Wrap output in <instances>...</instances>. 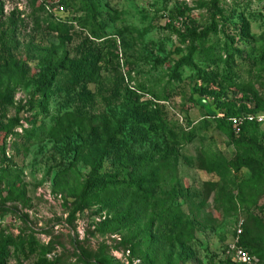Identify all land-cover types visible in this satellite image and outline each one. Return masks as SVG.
I'll return each instance as SVG.
<instances>
[{"label":"rangeland","instance_id":"374dc122","mask_svg":"<svg viewBox=\"0 0 264 264\" xmlns=\"http://www.w3.org/2000/svg\"><path fill=\"white\" fill-rule=\"evenodd\" d=\"M59 2L0 0L1 264H225L240 222L264 264V124L248 143L227 129L264 114V0H67L62 23L43 9ZM225 23L247 24L236 59L221 52ZM186 24L218 25L203 42L216 63L172 82ZM126 148L157 168L145 210L85 191L96 153L105 176L130 180ZM30 239L26 260L14 250Z\"/></svg>","mask_w":264,"mask_h":264},{"label":"trees","instance_id":"16d2710c","mask_svg":"<svg viewBox=\"0 0 264 264\" xmlns=\"http://www.w3.org/2000/svg\"><path fill=\"white\" fill-rule=\"evenodd\" d=\"M67 0L62 2H59L56 5H46L45 8H43L47 13V18H50L51 21L62 23L61 14L55 15L54 13L50 12V9H53L56 6H63L65 11H67L66 8V2ZM42 7V5H41ZM63 14V13H62ZM240 26H236L235 30L232 32H229L227 30V24H223L221 28V32L224 34L225 39L221 45V52L224 54H227V57L229 59H236L235 57L242 56L244 53V50L242 47L236 45V40L238 38V41L240 42H246L245 44L250 45L245 38L246 32L244 33V29L247 28V24H239ZM216 26H210L207 28L197 26L192 27L189 24L185 25V33H179L180 41L182 44L187 43L186 48L179 50V59L176 62L175 68L173 70V74L170 81H182L183 77V68L186 67H195L197 66V61H199L202 64H208L213 65V63H216V57L217 53L214 49L211 48H204L203 42L207 39V37L213 33L218 34L219 29ZM205 43V42H204ZM198 59V60H196ZM228 63V60L225 61ZM207 65V66H208ZM49 66V65H48ZM201 72L197 73V77H201ZM53 73L49 75V73L41 78L39 87L42 96L35 100V105L43 106L44 102L43 99L46 96L47 89L50 87L51 82H54L52 80ZM171 84V83H170ZM168 84L167 86H169ZM252 115V114H248ZM254 115V114H253ZM234 116H230L228 118V127L227 129H232V123L231 118ZM239 117V116H235ZM225 119L218 118V121H223ZM13 127L18 124V120H13L12 123ZM263 125V124H257V123H251L246 122L243 125L242 132L239 134L241 135V141L240 142H251L248 132L256 126ZM12 133V129L7 130V135ZM234 133V132H233ZM126 154L127 159L126 162L130 166H132L134 170V174L129 178L130 180H122V181H116V179L105 176L103 173V165H104V154L96 153L91 156L90 158V167L91 171L88 175V179L86 182V193L91 194L94 199L102 204L103 206H121L126 205L127 208L125 210H135L136 207L142 208L145 210V200H146V192L144 191L146 185H155L158 180V173L157 168L155 165L146 162L144 160H141L139 156H136L126 148ZM136 157V158H135ZM246 161H240L237 162L238 165L235 163V167L240 169L241 166L245 164ZM127 165V166H129ZM155 187V186H154ZM132 207V208H131ZM127 212H123L117 216V218H120L121 222H127L130 220V218L127 217ZM115 221V220H114ZM235 234H236V228H235ZM247 232H245V223L243 228V234L240 238V244L250 252L251 255L256 257L251 250L248 248V246L243 244V237H246ZM242 239V241H241ZM9 244L14 245L11 240L7 241ZM38 243L35 239H30L27 241H24L23 243H20L18 245H15L14 252L17 251L18 255H23L24 258L27 260L29 259L33 254L37 252ZM228 249V246L225 249V252H223V259L225 264H243L238 263L233 260L231 256H228L226 253ZM7 252L5 245L0 244V264L2 260H5L7 258ZM257 259V257H256ZM34 264H54L50 262L47 258H41ZM95 264H112L108 261H97ZM254 264H260V260L257 259V262Z\"/></svg>","mask_w":264,"mask_h":264},{"label":"built area","instance_id":"2783aa9c","mask_svg":"<svg viewBox=\"0 0 264 264\" xmlns=\"http://www.w3.org/2000/svg\"><path fill=\"white\" fill-rule=\"evenodd\" d=\"M50 12L55 15H59L65 12L63 6H56L53 9H50ZM246 122L264 124V114H252L247 116H239L231 118L232 129L235 134L239 135L242 132L243 125ZM244 222L238 223L236 227V239L228 245V249L226 253L228 256H231L234 261L243 264H254L257 262L256 257L250 254L248 250H246L240 244V237L243 234Z\"/></svg>","mask_w":264,"mask_h":264}]
</instances>
